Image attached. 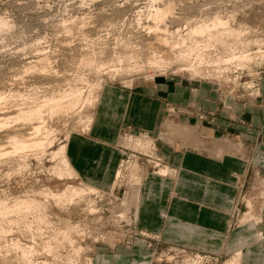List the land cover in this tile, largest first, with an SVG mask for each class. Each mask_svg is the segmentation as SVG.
<instances>
[{
    "label": "rangeland",
    "instance_id": "obj_1",
    "mask_svg": "<svg viewBox=\"0 0 264 264\" xmlns=\"http://www.w3.org/2000/svg\"><path fill=\"white\" fill-rule=\"evenodd\" d=\"M173 1L172 13L162 25L169 33L178 30L184 34L196 22L220 11L225 18L233 16L231 25L239 28L241 34L239 41L232 42L243 44V50L254 60L243 64L244 67L236 64L225 66L221 74L220 70L210 67L195 77L186 67L187 63L180 61L162 69L153 67L136 71L134 66H142L144 55L149 54L152 45L160 53L168 51L167 46L159 45L153 34L145 29L150 22L140 12L148 0H0V15L11 27L0 36V92L9 96L17 91L24 96V100L8 99V105L1 106L6 108L2 111H11L8 117H14L17 106L25 107L22 104L26 97L41 103L60 91H66L69 86L76 85L83 100L91 93L92 104L83 102L68 113L52 118L43 113L45 126L52 131L50 146L27 153L29 157L23 165L16 158L0 159V195L4 192L12 197L34 196L47 205L54 224L63 226L67 222L78 226L80 232L74 238L83 248L78 264H100L102 255L139 252L144 248L150 250L144 264H235L234 253L221 258L217 254L195 253L183 247L162 251L157 237L137 230L135 210L142 178L147 172L161 177L173 174L159 155L163 150L178 152L188 149L215 157L224 154L242 156L247 172L231 227L254 226L264 210V0ZM244 42L249 44L248 48ZM216 51L212 53L215 55ZM218 52L222 50L218 49L216 55ZM118 54L123 57L122 63L115 60L111 63ZM43 55L48 56L45 74L23 72L30 63L36 65ZM129 56L133 60L126 58ZM89 58L105 64V68L98 73L94 68L83 65L82 61ZM117 69L122 72L112 75L110 71ZM137 80L152 83L155 80L166 85L168 92L182 95V105L166 102L155 136L122 133L119 145L123 158L110 191L94 188L95 193L89 192V185L83 183L76 172L72 179L59 180L52 170L59 161L52 158L51 152L63 144L67 146L72 135L89 129L105 84L114 82L130 87ZM241 115L250 119L253 116L260 118V128L256 127L260 136L256 141L237 135L229 137L226 133L214 138L207 135L206 128L213 125V121L215 123L219 119L241 125ZM87 117L91 118L88 127L84 124ZM10 122L0 130V136L29 127L22 122ZM246 125V133L252 135L251 120ZM43 132L40 137H43ZM141 142L147 147L140 146ZM255 146L261 148L259 155H254ZM67 185L85 190L71 205L57 207L51 198L42 197L43 193L62 191ZM43 231L44 235L35 236L36 243H40L41 238L50 237L51 231ZM12 232L8 239L19 237L23 244L30 241L26 234L21 237L15 229ZM256 235L262 238L258 232ZM16 253L0 238V264H21L15 259ZM60 253L64 264H67L66 257L73 255L68 246ZM5 258L8 262L3 263ZM33 260L39 264L44 261L54 263L53 258L42 251L36 253ZM118 261L120 258L114 257V262Z\"/></svg>",
    "mask_w": 264,
    "mask_h": 264
},
{
    "label": "crops",
    "instance_id": "obj_2",
    "mask_svg": "<svg viewBox=\"0 0 264 264\" xmlns=\"http://www.w3.org/2000/svg\"><path fill=\"white\" fill-rule=\"evenodd\" d=\"M181 101L182 95L168 92L166 85L155 80L153 83L137 80L130 87L114 82L105 84L89 129L72 135L67 142V157L78 178L99 191H110L123 158L119 145L122 133L155 136L166 102L181 106ZM241 119V125L219 119L213 121V125L206 128L207 135L214 138L226 133L229 137L237 135L256 141L260 136L256 130L260 128V118L241 115ZM250 120L252 135L246 133V122ZM255 150L254 155H259L260 146ZM159 155L173 174L161 177L147 172L142 178L135 210L137 230L157 237L162 251L183 247L225 258L241 244L246 254L243 264H255L261 247L249 248L245 243L256 232L264 238V210L253 228L231 227L247 172L245 159L238 154L215 157L188 149L163 150ZM149 251L144 248L139 252L100 255V264H144ZM114 257L121 261L114 262Z\"/></svg>",
    "mask_w": 264,
    "mask_h": 264
},
{
    "label": "bare ground",
    "instance_id": "obj_3",
    "mask_svg": "<svg viewBox=\"0 0 264 264\" xmlns=\"http://www.w3.org/2000/svg\"><path fill=\"white\" fill-rule=\"evenodd\" d=\"M146 4L145 9L143 8V11L140 12L143 18H145L148 23L150 22L145 29H147L150 34H153L155 41L159 42V45L162 44L165 47L167 46L168 51L164 53H162V51L160 53V50L157 51V49H154L155 46L153 47L152 45L149 54H145L144 56L146 57L142 55V57L145 58L142 66H134L136 71L151 69L153 67L162 69L180 61L179 63L182 62V64L187 63L186 67H189V71L193 74L191 75L195 77V74H197L196 76L201 75L205 69L210 67L220 70L221 74V70L226 69L225 66L236 64L237 66L244 67L243 64L254 60V57H251L247 51L243 50L245 49L243 48V44L240 43V45H237L235 43L237 40L239 41L241 33L239 28H235L231 25L233 22L231 18H233V16H228L227 19L222 16L220 11H215L212 12L213 14H211V16H206V18L196 22V24L191 26L184 34L178 30L169 33L166 26L162 25L166 24L165 21L172 13L174 1L148 0ZM10 28L7 19L0 15V36L8 32ZM232 40L235 42H232ZM245 43L247 42H244V45L248 48L249 44L247 45ZM218 49L222 50L224 55H222V52V54L218 52L216 55ZM139 50L138 52L141 53ZM214 51H216L215 55L212 53ZM137 54L138 53H136V55ZM47 57L48 56L43 55L36 65L32 66L30 63L23 72L27 74L31 72L45 74L48 68ZM126 58L133 60L132 56ZM114 60L118 64H121L123 57L118 54L116 58H113L110 62L112 63ZM82 63L85 66L94 68L98 73L105 68V64L96 62L91 58L84 59ZM223 67H225V69H223ZM217 70L216 72H218ZM110 72L112 75H117L122 71L117 69ZM186 72L184 71V73ZM81 96V90L74 85L69 86L66 91H60L56 96L46 98L41 103L36 102L34 98L26 97V102L22 104L25 105V107L19 108V106H17L16 110H14L15 116L8 117L11 111H2V109L4 110L6 108H2L1 106H7L9 103L8 99L11 98L13 100L14 98H17V100H19V98L20 100H24V96L17 91H14L9 96H5L0 92V130L2 128L4 130L5 127L9 126L8 123L10 121V123L22 122V124L24 123V125L26 124L29 126L25 130H15L8 132L6 136H0V159L16 158L19 160L20 164L23 165L24 161L29 157L27 153L44 150L47 146H50L51 142L49 141V137L52 131L46 128L43 113H46L48 117L52 118L53 116L68 113L69 110L83 102L85 104H92L91 93L85 100H83ZM90 122L91 118L87 117L84 124L88 127ZM42 130L44 131L42 134L43 137H40ZM139 145L147 147L146 143L141 142ZM51 156L53 159H58L59 161L56 167L52 169L53 174L59 180L72 179V177L75 176V171L67 157V146L65 144L61 145L56 151L51 152ZM87 190L91 193L94 191L95 193L94 187L92 188L89 186ZM84 192L85 190L82 188L67 185L62 191L47 194L43 193L44 195H42V197H49L54 201L55 206L64 208L73 204L75 199L81 197ZM251 227L253 228V226ZM251 227L248 229H251ZM13 229H15L21 237H24L26 234L30 241L27 244H23L19 237L8 239L7 237L13 233ZM78 229L77 225L73 226L67 222L64 223L63 226L54 224L49 216L47 205L37 200L34 196L12 197L4 192L0 195V238L6 243V247L16 250L15 259L23 264H39L35 263L36 261L34 262L33 260V256L39 251L52 257L54 261V263L44 261L42 264H64V259L60 250L67 246L71 249L73 255L71 254L72 256H69V258L64 256V258H67H65V262L67 261V264H78L83 252L82 246L77 243L74 238L75 234L77 235L78 232H80ZM43 230L51 231L50 237L41 238L40 243H36L35 236L44 235ZM77 237L80 236H76V238ZM245 245H248V247L257 246L264 249V240L260 236L255 235L253 238H250ZM233 252L234 254H232L235 255L233 262L235 264H243L246 254H243L242 245L240 244ZM260 252V257L255 264H264V250H260ZM6 262H8L7 259L6 261L4 260L3 263Z\"/></svg>",
    "mask_w": 264,
    "mask_h": 264
},
{
    "label": "built area",
    "instance_id": "obj_4",
    "mask_svg": "<svg viewBox=\"0 0 264 264\" xmlns=\"http://www.w3.org/2000/svg\"><path fill=\"white\" fill-rule=\"evenodd\" d=\"M195 257V255L193 256V258ZM202 264H204V262L202 263Z\"/></svg>",
    "mask_w": 264,
    "mask_h": 264
}]
</instances>
